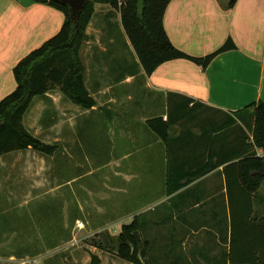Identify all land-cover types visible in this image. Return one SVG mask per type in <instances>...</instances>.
<instances>
[{
    "label": "crops",
    "instance_id": "1",
    "mask_svg": "<svg viewBox=\"0 0 264 264\" xmlns=\"http://www.w3.org/2000/svg\"><path fill=\"white\" fill-rule=\"evenodd\" d=\"M228 1L172 0L163 24L178 50L205 57L229 39L236 48L218 55L205 70L174 60L150 76L123 29L120 12L95 6L80 57L96 105L83 109L59 89L35 97L23 124L44 143L57 145L61 156L28 149L0 157V264H25L24 209L45 203L50 195L55 199L62 188L68 220L56 214L47 230L34 236L46 249L68 238L71 250L75 233L86 226L100 231L110 211L130 205L128 221L139 217L141 238L150 241V254L159 264H264V248L241 246L248 232L255 238L262 232L255 219L264 218V182L248 197L235 171L224 170L247 155L253 109H244L264 102V0H238L226 10ZM64 20L61 12L30 0H0V98L7 87L16 88L8 76L17 63L58 34ZM154 118L171 123L168 144L147 125ZM87 149L99 160L104 153L113 157L103 164L107 172L98 186L103 193L95 189L93 200L87 199L90 191L84 185L74 189L80 181L74 183L71 176L72 165L82 170L83 160L90 158L83 155ZM64 176L69 177L63 181ZM115 196L118 204L110 203ZM73 209L102 219L73 222ZM78 223L84 228H77ZM224 247L228 253L215 257ZM209 249L216 250L214 258L200 260Z\"/></svg>",
    "mask_w": 264,
    "mask_h": 264
},
{
    "label": "trees",
    "instance_id": "2",
    "mask_svg": "<svg viewBox=\"0 0 264 264\" xmlns=\"http://www.w3.org/2000/svg\"><path fill=\"white\" fill-rule=\"evenodd\" d=\"M30 1L61 12L65 20L58 34L31 51L13 69L16 88L0 101V157L28 149L43 156H53L58 150L57 145L44 143L33 136L23 124L35 97L59 89L68 100L83 109H92L96 105L85 85V67L80 53L88 39L87 28L97 4L109 5L120 12L123 29L148 76L162 64L174 60H187L205 70L218 55L236 48L229 39L220 49L205 57H193L178 50L163 24L172 0H146L142 15L137 12L138 0H87L78 20H72L69 6L51 0ZM237 1L229 0L225 9L233 8ZM251 108L252 127L247 155L224 169L235 171L237 182L248 197L257 194L264 182V102L254 103L244 110ZM147 125L165 144L169 143L171 123L154 118L148 120ZM258 151L263 155L259 156ZM172 192L168 190L169 194ZM255 221L262 232L259 230L256 238L255 233L248 232L249 239L241 242L243 248H264V218ZM141 230L142 224L137 217L122 225L117 236L108 232L97 234L91 246L116 254L130 264H159L157 257L150 255V241L141 238ZM91 264H100V258L92 255Z\"/></svg>",
    "mask_w": 264,
    "mask_h": 264
},
{
    "label": "rangeland",
    "instance_id": "3",
    "mask_svg": "<svg viewBox=\"0 0 264 264\" xmlns=\"http://www.w3.org/2000/svg\"><path fill=\"white\" fill-rule=\"evenodd\" d=\"M8 77H10L12 81L11 84L14 83L13 75H10ZM13 89H14L13 87H10L9 89L7 87L6 90L4 91L5 94L1 98H3L6 94L12 92ZM61 120H64L63 113L61 115ZM103 141H105V139H103ZM104 147H105L104 145H100L101 149H103ZM88 148H91V147L88 145ZM58 152L59 151H56L55 154H58L59 156H61V153H58ZM83 155H85L86 157L87 156L90 157V158H86L85 161L83 160V166H82L83 168H81L83 171L80 169H77L74 166L75 164L72 165L71 167L73 168L71 169V172H72L71 176L73 179H75V181L73 182L75 183L77 181H80V183L75 184L73 187L74 189H79L84 185L90 191V192L87 191L86 193L87 199L93 200L94 197L92 195L96 194L95 189L98 190L97 191L98 194L103 193V192H100V189L98 187L99 184L100 186L103 184L101 180L102 173L106 174L107 172V170L103 168V164L107 159L109 160L110 158H113V157H111L112 155L111 152L108 154L104 153L101 157L102 160H99L93 157L92 155H90L88 149L86 150V152L85 151L83 152ZM98 162L100 166H97ZM125 163H128V162L125 161ZM101 167L102 169H99ZM96 168H97L96 174L86 175L87 174L86 172L90 171L91 173L92 170ZM82 176L84 177V179L81 180L80 178ZM68 177L69 176L67 177L64 176L62 177L61 180L63 181L67 180ZM110 179L112 180V177ZM63 186L65 187L66 183ZM103 190H104V186H103ZM64 193H65V189L62 188L61 190H58L57 193L55 194L56 195L55 199L53 198V195H50L46 198L45 203L41 205L30 204L24 209L25 227H26L25 240H24L25 249H26L25 255H24L25 264H91V256L94 254L100 258V264H130L122 260L121 258H119L116 254L104 253V252H101L100 250L95 251L93 250L91 246L92 241L96 238V235L99 234L100 231L103 229L102 228L103 226H108V228L103 229L101 233L108 232L112 236H117L121 231L122 225L130 223L128 221V220H131L130 219L131 215L129 213L130 205H128L129 208L126 207L123 210H120L119 208L117 210L115 209L113 212L110 211V213L106 216V220H105L106 223H104L103 226L102 225L98 226V229H100V231L96 232L97 230H94L91 227L86 226L87 227V229L85 227L86 231L83 230L84 232L82 231L79 233H75V236L73 239V248L71 250L67 248L69 247V243H67L69 242L68 238L66 239L67 241H56L57 242L56 245H54V247L51 246L50 249H46L44 245H40V242L39 241L37 242L34 239V236L36 238L39 235L38 230H47L45 229V227L47 226V224L49 225L53 223L56 214L58 216L63 217V220H62L63 222L65 218L68 220L69 212L66 210V207L64 206ZM79 196L81 198V192H79ZM56 199L60 203L54 204V201H56ZM110 199H112L110 203L118 204V200H119L118 196H115L114 198H110ZM125 202L126 200H123L122 205H124ZM11 211L12 209H9L8 213L10 214ZM76 218H81L82 219L81 222L83 223L84 221L93 223L95 219H102L101 216H96L94 214H92V218L89 219L87 216L81 215V213L77 209H73V222H75ZM87 219L91 221H88ZM34 227H35V232L33 230ZM86 233H91V234H86ZM43 235H46V234H43ZM46 241L47 240H45V242ZM215 251L216 250L214 249L206 250L205 252L202 253L199 259L208 261L209 259L214 258ZM216 252L218 254L215 257L222 258V254H224V252L228 253V248L224 247V249L221 248L217 250ZM152 253L154 254V252ZM150 255L154 257V255L152 254Z\"/></svg>",
    "mask_w": 264,
    "mask_h": 264
},
{
    "label": "water",
    "instance_id": "4",
    "mask_svg": "<svg viewBox=\"0 0 264 264\" xmlns=\"http://www.w3.org/2000/svg\"><path fill=\"white\" fill-rule=\"evenodd\" d=\"M55 3H60L64 6H69L71 11L72 20H78L81 15V11L86 4L87 0H51ZM146 0H138L137 1V12L139 15H142L145 9Z\"/></svg>",
    "mask_w": 264,
    "mask_h": 264
},
{
    "label": "built area",
    "instance_id": "5",
    "mask_svg": "<svg viewBox=\"0 0 264 264\" xmlns=\"http://www.w3.org/2000/svg\"><path fill=\"white\" fill-rule=\"evenodd\" d=\"M122 1H120V3H121ZM77 228H79V229H83L84 228V225L82 224V223H78L77 224Z\"/></svg>",
    "mask_w": 264,
    "mask_h": 264
}]
</instances>
